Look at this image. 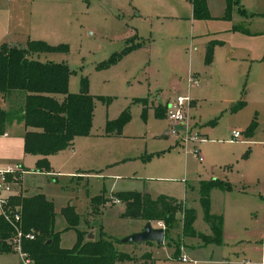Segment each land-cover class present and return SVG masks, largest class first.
<instances>
[{
    "label": "rangeland",
    "instance_id": "rangeland-1",
    "mask_svg": "<svg viewBox=\"0 0 264 264\" xmlns=\"http://www.w3.org/2000/svg\"><path fill=\"white\" fill-rule=\"evenodd\" d=\"M41 1L12 0L8 24L26 27ZM96 3L56 5L57 11L46 14L56 21L48 35L53 43L43 42L57 49L31 55L40 63L66 66L68 93L94 97L88 134L46 158V171L33 172V155L7 167L27 169L22 189L27 195L39 191L51 202L53 231L63 249L75 243L76 232L92 231L93 239L109 238L129 255L151 251L153 264H258L264 255V60L263 53L256 57V36L248 31L253 28L240 19L236 5L227 10L224 0H209L208 17L197 19L187 0H101L100 7L86 10ZM190 75L204 87L188 91ZM176 95H187L194 104L185 114L191 131L205 139L196 145L200 162L189 145H174L171 124L155 115ZM54 96L61 102L62 95ZM122 112L127 121L107 132L106 123ZM233 132L240 135L237 141H230ZM211 180L226 183L209 190V213L222 220L219 259L210 248L187 249L200 245L196 238L179 240V213L166 233L171 241L121 243L146 222L122 219L115 193L170 197L194 211L192 227L200 233L205 224L198 197L183 188ZM17 193L23 197L20 187ZM64 207L73 210L72 227L61 214ZM158 224L150 222L153 228ZM174 248L188 260L176 258ZM0 264L21 261L11 252L0 255Z\"/></svg>",
    "mask_w": 264,
    "mask_h": 264
},
{
    "label": "trees",
    "instance_id": "trees-1",
    "mask_svg": "<svg viewBox=\"0 0 264 264\" xmlns=\"http://www.w3.org/2000/svg\"><path fill=\"white\" fill-rule=\"evenodd\" d=\"M224 1L227 10L238 3L237 0ZM189 3L193 19L208 17L204 0H190ZM53 49L57 47L40 40L27 41L25 49L0 45V94L12 98L8 109H0V135L12 122L22 125V152L37 157L34 165L36 172L47 170V156L69 147L74 137L88 134L94 104L93 96L84 92H67L69 70L64 64L40 63L31 57L32 54ZM206 59H209V52ZM57 94L63 96L61 102L53 97ZM241 105L242 102L238 106ZM155 115L164 116V109L156 108ZM127 118L128 114L122 112L114 122L106 123V131L112 126L119 128ZM221 185L226 186V183L211 180L197 185L202 221L209 231L207 235L196 233L193 229L194 211L183 208L172 198L158 196L152 199L147 194L125 191L115 193L113 199L123 206L120 213L122 219L160 223L164 231L163 240L171 241L166 233L174 216L179 213V240L196 238L201 246H220L222 220L220 216L209 213V190ZM7 204L10 208H19L18 227L22 235L19 246L30 264H152L149 253L129 255L117 250L111 239L101 235L85 240L82 232H76L75 243L68 249L60 248L58 233L52 227V204L40 193L27 197L12 196ZM61 214L72 227L71 219L75 217L72 208H62ZM27 234L32 235L31 240L24 238ZM14 235L13 226L0 215V253L13 251ZM178 253V248H174L176 258Z\"/></svg>",
    "mask_w": 264,
    "mask_h": 264
},
{
    "label": "crops",
    "instance_id": "crops-1",
    "mask_svg": "<svg viewBox=\"0 0 264 264\" xmlns=\"http://www.w3.org/2000/svg\"><path fill=\"white\" fill-rule=\"evenodd\" d=\"M70 1H72V0H42L40 2V4H38V6L34 10L33 21H32V18L30 16V23L26 27H19V26H16L14 24L13 25L8 24L9 14H7V16H6V7H9V10H10V7L12 5V0H0V45L5 44V45L10 46V47L13 46L16 48L25 49L26 48V42L31 41V40L32 41L42 40V41H45L47 43H53L52 40H49L48 35L51 34L53 28L56 26V21H54L53 19L46 18V14H50V13L57 11L58 6H56V5H58L59 3H63V2L68 3ZM85 1L89 2L92 0H85ZM100 1L101 0H97V3L92 5L94 7L86 8V10L91 11L94 8L100 7V3H99ZM189 1L190 0H187L188 3H189ZM204 1H205V6H206V11L208 9V12H209V9H210L209 0H204ZM239 1H240V5L237 3L236 6L239 9V13L241 15H243V16H240V19H242V21L244 23H246V26L253 28V29H250L248 31L252 35L256 36L257 49H258V54L256 55V57L257 58L260 57L263 53L262 58L264 60V0H239ZM237 2H238V0H237ZM134 5L136 6V4H134ZM189 6L191 8L190 3H189ZM128 10H131V9L129 8ZM60 11H62V15L64 17L65 12L63 11V8ZM69 13H68V15H69ZM191 14H192V9H191ZM109 15H110V13H109ZM126 15H128V14H126ZM259 52H260V54H259ZM189 78L195 80L197 82V85L196 86L190 85L187 83V80H186L188 91L189 90H199L200 88L204 87V84L199 83L193 76L190 75ZM185 96H187V95H185ZM53 97L55 98V96H53ZM10 100H12V98H8V97H6V95L0 94V109H2V110L8 109L10 107ZM166 102H165V104H166ZM192 105H194V104H193V102L190 101V106H192ZM22 132H23L22 125L19 123H16V122H12L8 126H6L3 134L0 135V168L7 167L13 163L18 164V163H20L19 161H21L24 156L28 155V154H24L22 152ZM12 136H14V137L12 138ZM71 146H72V142H71V145L67 148H70ZM261 150H262V147H261ZM262 153H263V151H262ZM51 157H52V155H49V156H47V159L51 158ZM33 158H34V160H36L37 157L33 156ZM23 169H25V168H23ZM25 170H26V172H29L27 169H25ZM33 172H36V171L33 170ZM24 173L25 172H23L22 174H24ZM77 174H81V173L78 172ZM18 186L21 188L22 195L25 197L40 193L39 191H36L33 194L27 195L26 190L22 189V187H21V177H20ZM183 190H184V194L185 193H188V194L194 193L198 197L197 185L196 186L195 185L194 186H187V187L183 188ZM134 192H136V191H134ZM138 193H140V192H138ZM40 194H42V193H40ZM141 194H144V193H141ZM165 197H167V196H165ZM168 198H170V197H168ZM211 214L216 216V214H213V213H211ZM207 230L208 229L205 225V228L200 233L207 235V234H205V232ZM88 233H92V235L94 237L93 232L88 231L84 235L85 240H86V236ZM93 237H92V239H93ZM184 239L191 240L192 238H184ZM139 245H143V244H139ZM144 245H145V243H144ZM221 246L222 245L215 246V245L209 244L206 246L199 245L196 248H187V249L192 250V252H196V251H200V250L210 248L209 250H213L214 256L217 257V259H219L220 258L219 257V250L221 249ZM12 252H14V251H12ZM9 253H11V252L0 253V255L9 254ZM126 253L128 254V252H126ZM144 253H149L150 257H151V251L150 252H144ZM212 255L213 254H211L210 257H212ZM260 260H259V262H260ZM208 261H211V260H208ZM218 262H219V260H218ZM259 262H258V264H259ZM152 264H153V262H152ZM263 264H264V262H263Z\"/></svg>",
    "mask_w": 264,
    "mask_h": 264
},
{
    "label": "built area",
    "instance_id": "built-area-1",
    "mask_svg": "<svg viewBox=\"0 0 264 264\" xmlns=\"http://www.w3.org/2000/svg\"><path fill=\"white\" fill-rule=\"evenodd\" d=\"M187 83L193 86L197 85V82L191 78L187 79ZM190 103V99L187 96L177 95L172 100H168L164 106V117L171 124L170 136L174 139V145H181L183 149L184 146L189 145L191 148L190 153L197 159L198 162L201 161L199 151L196 149V145L201 144L205 141L198 133L192 132L190 127L187 125L185 111ZM181 135L178 136L177 134ZM240 135L237 132L231 134L230 141H237ZM262 151L264 153V144L261 145ZM23 171L17 166L0 168V215L7 220L14 229L15 235L13 237V251L16 252L20 258L21 264H30L29 260L26 258L20 250L19 241L21 238V232L19 231L20 216L18 213L19 208L8 206V198L17 195L18 184ZM264 200V191H263ZM114 203L118 201L113 199ZM161 228L162 225L158 224ZM158 227V228H160ZM24 238L31 240L32 235L27 234ZM181 262H186L188 258L185 254L178 256ZM264 256H262L259 264H263ZM238 264H251L247 261H242Z\"/></svg>",
    "mask_w": 264,
    "mask_h": 264
},
{
    "label": "water",
    "instance_id": "water-1",
    "mask_svg": "<svg viewBox=\"0 0 264 264\" xmlns=\"http://www.w3.org/2000/svg\"><path fill=\"white\" fill-rule=\"evenodd\" d=\"M92 233H88L86 240H92ZM164 231L163 228H153L150 222H146L143 229L132 235L124 237L121 240L122 244H144V243H154L156 246L163 242Z\"/></svg>",
    "mask_w": 264,
    "mask_h": 264
}]
</instances>
